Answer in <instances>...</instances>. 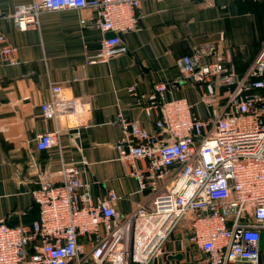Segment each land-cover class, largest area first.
I'll return each mask as SVG.
<instances>
[{"label":"built area","instance_id":"built-area-1","mask_svg":"<svg viewBox=\"0 0 264 264\" xmlns=\"http://www.w3.org/2000/svg\"><path fill=\"white\" fill-rule=\"evenodd\" d=\"M143 1L31 0L12 19L26 31L37 29L45 13L87 11L92 20L83 18V26L114 33L87 52L88 65L104 64L128 53L118 34L138 30ZM0 55L6 65L18 62L17 49L1 33ZM179 65L185 81L203 77L202 101L211 117L172 100L146 108L154 132L122 115L113 122L122 131L118 160L130 167L140 192L151 191L150 203L129 215L116 209L114 191L94 203L84 169L65 163L32 192L38 220L16 227L0 222V264H159L179 253L191 264H264V47L242 76L230 59L197 54ZM169 87L159 83L155 91ZM87 111L88 104L66 99L60 86H52L43 106L56 122ZM59 133L41 135L38 150L57 145Z\"/></svg>","mask_w":264,"mask_h":264},{"label":"crops","instance_id":"crops-1","mask_svg":"<svg viewBox=\"0 0 264 264\" xmlns=\"http://www.w3.org/2000/svg\"><path fill=\"white\" fill-rule=\"evenodd\" d=\"M30 2L0 0V33L18 51L14 65L0 55V222L13 227L38 220L32 192L65 163L84 169L82 180L94 203L114 191L122 215L149 204L151 191L140 192L130 167L118 160L122 131L114 120L122 115L154 132L155 119L146 108L172 100H185L193 113L209 118L203 77L185 81L179 61L197 54L207 61L230 59L242 76L264 47V0H144L138 30L118 34L128 53L88 65L87 52L108 37L82 25L92 15L45 13L37 29L21 31L12 16L18 5ZM159 83L169 90L157 93ZM52 86L62 87L66 99L88 104L87 113L59 122L46 118L43 106L51 101ZM56 130L58 144L38 150L37 139Z\"/></svg>","mask_w":264,"mask_h":264},{"label":"water","instance_id":"water-1","mask_svg":"<svg viewBox=\"0 0 264 264\" xmlns=\"http://www.w3.org/2000/svg\"><path fill=\"white\" fill-rule=\"evenodd\" d=\"M113 36H114V33H109L107 38H111ZM183 259H184V255L181 254V253L176 254V255L168 256V260L169 261H179V262H181V261H183Z\"/></svg>","mask_w":264,"mask_h":264},{"label":"rangeland","instance_id":"rangeland-1","mask_svg":"<svg viewBox=\"0 0 264 264\" xmlns=\"http://www.w3.org/2000/svg\"><path fill=\"white\" fill-rule=\"evenodd\" d=\"M174 239V238H173ZM172 239V247H174V241ZM175 240V239H174ZM171 248V246L169 247V249ZM159 264H191L189 260L187 259H184L183 261L181 262H175V263H171V262H168L167 259H165L164 257L159 261Z\"/></svg>","mask_w":264,"mask_h":264}]
</instances>
